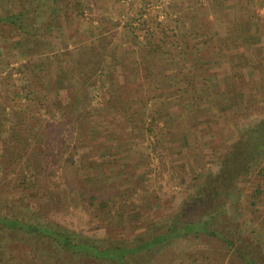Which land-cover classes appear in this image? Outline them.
I'll return each instance as SVG.
<instances>
[{"label":"rangeland","instance_id":"obj_1","mask_svg":"<svg viewBox=\"0 0 264 264\" xmlns=\"http://www.w3.org/2000/svg\"><path fill=\"white\" fill-rule=\"evenodd\" d=\"M139 1L144 8L130 15L126 13L129 0H0L5 5L0 6L2 11L27 9L21 17L24 29L0 21L1 130L3 123L16 119L15 112L24 118L40 117L58 126L55 132L45 130L48 141L54 145L50 162L44 167L51 175L39 172L42 168L37 163L36 167H26L41 136L32 138L24 157L11 166L12 171L10 157H0L1 170L10 171V182L0 187V210L7 212L9 207L20 203L28 214H37L41 222L49 219L58 228L74 231L73 235L96 245H131L156 221L169 222L173 212L177 213L197 193V184L219 170L230 146L246 132L248 125L264 118V89L259 91L262 98L251 92L243 93L235 114L222 124L208 114L197 119L194 110L185 113L175 107L172 96L181 89L176 83L165 96L137 81L130 83L125 92L136 109L134 125L110 116L105 108L104 88L99 85L90 88L87 85L90 77L79 76L84 72L80 69L82 61L96 65L102 56L97 70L99 79L117 81L128 77L134 80L130 73L133 67L140 79L142 67L136 64L146 55L168 64L166 73L173 83L181 76L180 72L206 68L196 66L205 61L204 55H183L178 52L179 43L176 50L172 44L148 42L146 32L152 35V31L166 30L168 11L154 7L158 4L153 0ZM149 23L154 27L145 28ZM174 33L165 35L174 37ZM152 51L159 55H153ZM176 71L179 72L175 76ZM137 96L140 100L135 102ZM173 106L177 113L171 114ZM75 112L83 114V124L75 121L72 114ZM108 129L116 138L105 137ZM78 131L82 140L74 148L72 159L85 173H71L66 181L55 162L61 163L69 153H63L58 146L67 148L65 143L74 140ZM187 138L189 146L184 141ZM84 184L109 192L117 201L125 197L133 203L129 213L118 212L116 219L122 224L91 219L79 204L74 207L60 201L56 189L71 187L77 193ZM257 185L264 187V154L254 160L249 173L236 183L225 215L230 218L228 230L260 248L258 261L264 262V192L255 199L253 191ZM201 247L212 251V261L199 260L196 264H243L222 242L206 238L176 239L157 248L148 258L139 255L127 259L128 264H191L188 253ZM13 249L17 252H13L14 258L9 262L4 260V252L0 253V264H41V259L32 258L23 242L12 244ZM72 264L119 263L90 257Z\"/></svg>","mask_w":264,"mask_h":264},{"label":"trees","instance_id":"obj_2","mask_svg":"<svg viewBox=\"0 0 264 264\" xmlns=\"http://www.w3.org/2000/svg\"><path fill=\"white\" fill-rule=\"evenodd\" d=\"M0 6L4 8L5 5L2 3ZM26 11L27 9L22 11L16 9L12 12L0 10V21L9 22L12 25H17L20 29H24L21 17ZM99 57L103 61V57ZM151 58L155 57L152 56ZM151 58L146 55L137 62L136 65L142 67L139 74L140 79L136 78L138 71H135L136 68L134 67L130 71L132 76L135 77L134 80H131L130 77L124 81L99 79L100 73L97 70L100 60L96 65L90 64L88 61H82L83 66L80 69L84 72L80 73L79 76L87 74L90 77L87 83L90 88L97 85L104 88L107 101L105 108L110 112V116L119 117L120 120L134 125L132 119L136 114V109L132 107L133 104L129 96L125 95L126 89L131 87L130 83H133V81L141 82L143 87L151 88L155 91V94L165 96L168 95V90L173 89L175 86V83L168 80L166 73L169 68L168 64L163 63L161 59L153 60ZM83 88L84 86L80 89L81 92ZM134 88L136 89V87H132V89ZM80 91L77 90V94ZM169 93L173 94V92ZM77 96L81 103L80 96ZM137 99L140 100V97L137 96L134 101H137ZM134 101L133 103L136 102ZM72 114L77 123L83 124V114L79 113L77 115L76 112ZM15 117V120L6 124L3 123L2 130L0 124V157L7 159L10 157L9 167L11 169V166L24 157L23 152L29 149L32 138L41 136L37 151L31 154L26 167H36L35 163H37L38 168H42L39 172L51 175L52 172L45 171L44 167L46 163L50 162L49 156L52 155L50 151L54 145L48 141L45 134L48 129H53L52 131L55 132L58 126L40 117L24 118L18 112H15ZM76 134L77 137L74 140L70 139L68 144L65 143L67 145L65 149L68 150H63V147L58 146V149L63 153H69L65 156V159L61 163L51 160L52 164L55 162L57 167H61V176L66 181H69L68 178L71 173L79 171L85 173L83 167L77 165L72 159L75 152L74 148L76 149L77 143L82 140V137H80L81 132L78 131ZM105 137L116 138V135L108 129L105 131ZM71 141L73 142L72 146L69 145ZM184 141L189 146L190 141L188 138ZM260 154H264V118L259 122L248 125L246 132L230 146L219 164V170L205 178L204 182L197 184V193L193 198L186 201L177 213L173 212L169 222H161V224L156 221L146 229L142 237L131 245H96L89 239L73 235L74 231L58 228L59 225L53 224L49 219L41 222L37 214H28V211L20 203L17 206L9 207L7 212L1 209L0 253L4 252V260L9 262L11 257L14 258L13 252H17L14 249V251L11 250V245L23 242L28 253L33 255L32 258L41 259V264H72V262H77L79 259L90 257L112 260L119 264H128L127 257L144 255L145 258H148L157 248L165 246L173 240L206 238L222 242L226 249L231 252V255L237 259L240 258L243 264H264V262L258 261L261 249L246 242L240 235L238 236L228 230L227 226L230 218L225 215L227 201L236 188V183L249 173L252 163ZM10 171L3 172L0 168L1 188L10 182L8 181ZM88 174L89 172L85 175ZM56 191L61 202L74 207L79 204L88 212L91 219L105 220L111 225L123 223L116 219L118 212L129 213L132 210L133 203H129L131 201H128L125 197H121V200L117 201L109 192L102 191L94 187L93 184H84L77 193L71 187L69 189L65 187L58 188ZM263 192L264 187L257 185L253 191L254 198H258ZM60 201L58 204H61ZM193 211L198 213L195 214ZM211 253L210 249L201 247L191 250L187 257H189L191 264H196L199 260L212 261ZM45 258L48 260L45 261ZM228 264H235V262H229Z\"/></svg>","mask_w":264,"mask_h":264},{"label":"crops","instance_id":"obj_3","mask_svg":"<svg viewBox=\"0 0 264 264\" xmlns=\"http://www.w3.org/2000/svg\"><path fill=\"white\" fill-rule=\"evenodd\" d=\"M153 2L158 4L154 7L168 11L169 22L166 30L152 31V35L145 31L148 42L175 45L172 49L179 47L178 52L183 55L205 56V61L196 66L206 68L189 69L176 78L174 83L181 89L172 96L175 107L185 113L194 110L197 119L208 114L223 124L235 114L243 93L251 92L262 98L259 91L264 89V0ZM126 5V13L130 15L145 6L139 0H129ZM150 23L145 28L154 27ZM167 32L176 35L169 37L165 35ZM152 54L158 53L152 51ZM174 106L169 110L171 114L177 113Z\"/></svg>","mask_w":264,"mask_h":264}]
</instances>
